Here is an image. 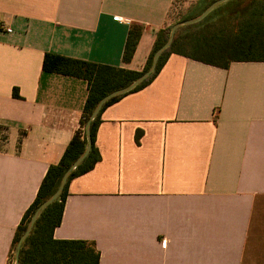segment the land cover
I'll use <instances>...</instances> for the list:
<instances>
[{"label":"crops","instance_id":"obj_1","mask_svg":"<svg viewBox=\"0 0 264 264\" xmlns=\"http://www.w3.org/2000/svg\"><path fill=\"white\" fill-rule=\"evenodd\" d=\"M197 1L0 0V264L88 95L86 80L44 73L45 53L142 71L158 31ZM96 147L54 238L94 242L99 264H264V61L172 54L103 111Z\"/></svg>","mask_w":264,"mask_h":264},{"label":"trees","instance_id":"obj_2","mask_svg":"<svg viewBox=\"0 0 264 264\" xmlns=\"http://www.w3.org/2000/svg\"><path fill=\"white\" fill-rule=\"evenodd\" d=\"M213 1L198 0L182 17L160 29L142 71L53 52L45 53L44 73L82 78L88 82V95L84 104L80 128L76 130L60 161L49 166L35 200L25 211L16 229L10 252L11 263L15 247L26 231L36 208L58 188L66 169L85 149L87 145L85 125L98 101L106 94L127 86L150 67L154 52L167 41L174 23L200 14ZM226 21L233 22V27L237 26V30L231 26L228 28L225 25ZM142 33L143 26L140 24H133L129 29L123 53L125 63L132 61ZM174 53L222 68H228L230 63L236 60L264 61V0H229L214 9L204 20L180 27L172 45L160 57L154 74L129 93L141 90L150 84ZM129 93L109 99L92 122L93 146L89 155L73 171L62 195L37 220L31 234L23 244L20 264H99L100 252L94 242L56 239L54 231L62 222L71 180L91 170L100 159V153L96 147V133L103 111ZM14 95L20 97L18 89H14ZM139 136L138 132L137 138Z\"/></svg>","mask_w":264,"mask_h":264},{"label":"water","instance_id":"obj_3","mask_svg":"<svg viewBox=\"0 0 264 264\" xmlns=\"http://www.w3.org/2000/svg\"><path fill=\"white\" fill-rule=\"evenodd\" d=\"M227 1H229V0H214L200 14H198L194 17L184 19V20H181V21L174 23L170 29L169 37H168L167 41L154 52L150 67L147 70L143 71L134 81H132L127 86L116 89V90L106 94L105 96H103L98 101V103L96 104L93 112L91 113V115L88 118L86 125H85V131H86V137H87V145H86L85 149L77 157V159L66 169V171L64 172V174L61 178V181H60L58 188L36 208L34 214L32 215V217L28 223L26 231L20 237V239H19V241L15 247L13 264H20V254H21L23 244L26 241V239L29 237V235L31 234L37 220L40 218L42 213L54 201H56L62 195V193H63V191L67 185V182H68L70 176L72 175L73 171L76 168H78L84 162V160L87 158V156L89 155V153L92 149V146H93L92 122L100 114L105 103L109 99H111L115 96L131 92L138 85H140L142 82H144L146 79H148L150 76H152L154 74V72L157 69L160 57L172 45L174 38H175V35H176V32L180 27L195 24V23H198V22L204 20L214 9H216L217 7L222 5L223 3H226Z\"/></svg>","mask_w":264,"mask_h":264},{"label":"built area","instance_id":"obj_4","mask_svg":"<svg viewBox=\"0 0 264 264\" xmlns=\"http://www.w3.org/2000/svg\"><path fill=\"white\" fill-rule=\"evenodd\" d=\"M7 31H8V32H12L13 30H12L11 27H8V28H7ZM163 245H166V242H165V241L163 242ZM9 264H13V262H12V263L10 262Z\"/></svg>","mask_w":264,"mask_h":264},{"label":"rangeland","instance_id":"obj_5","mask_svg":"<svg viewBox=\"0 0 264 264\" xmlns=\"http://www.w3.org/2000/svg\"><path fill=\"white\" fill-rule=\"evenodd\" d=\"M184 14H185V13H184ZM184 14H183V15H184ZM183 15H181L180 17H182ZM180 17H178V18H180Z\"/></svg>","mask_w":264,"mask_h":264}]
</instances>
